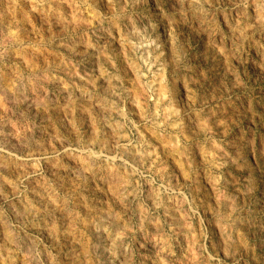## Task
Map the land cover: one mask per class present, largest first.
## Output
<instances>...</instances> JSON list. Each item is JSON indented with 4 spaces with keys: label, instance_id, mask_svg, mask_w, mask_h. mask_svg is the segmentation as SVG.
<instances>
[{
    "label": "rangeland",
    "instance_id": "1",
    "mask_svg": "<svg viewBox=\"0 0 264 264\" xmlns=\"http://www.w3.org/2000/svg\"><path fill=\"white\" fill-rule=\"evenodd\" d=\"M0 264H264V0H0Z\"/></svg>",
    "mask_w": 264,
    "mask_h": 264
}]
</instances>
